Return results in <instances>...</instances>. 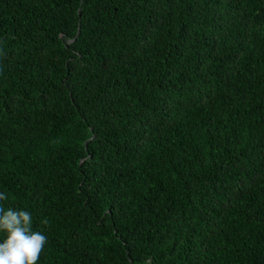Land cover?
<instances>
[{
  "label": "trees",
  "instance_id": "obj_1",
  "mask_svg": "<svg viewBox=\"0 0 264 264\" xmlns=\"http://www.w3.org/2000/svg\"><path fill=\"white\" fill-rule=\"evenodd\" d=\"M0 192L37 264H264V0H0Z\"/></svg>",
  "mask_w": 264,
  "mask_h": 264
},
{
  "label": "clouds",
  "instance_id": "obj_2",
  "mask_svg": "<svg viewBox=\"0 0 264 264\" xmlns=\"http://www.w3.org/2000/svg\"><path fill=\"white\" fill-rule=\"evenodd\" d=\"M7 200V194L0 192V232L6 234V239L0 243V264H37L47 236L33 231L28 211L5 210L2 202Z\"/></svg>",
  "mask_w": 264,
  "mask_h": 264
}]
</instances>
